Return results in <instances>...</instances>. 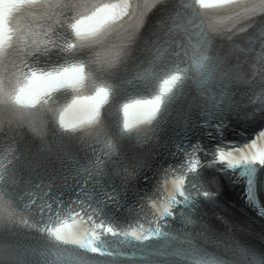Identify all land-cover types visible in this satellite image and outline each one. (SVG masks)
<instances>
[{
  "label": "snow or ice",
  "instance_id": "snow-or-ice-1",
  "mask_svg": "<svg viewBox=\"0 0 264 264\" xmlns=\"http://www.w3.org/2000/svg\"><path fill=\"white\" fill-rule=\"evenodd\" d=\"M154 6V0L143 6L134 0H22L5 12L0 102L35 107L46 117L38 134L45 125L53 134L38 154L17 148L0 163V222L12 231L71 240L95 264H178L170 245L178 238L173 225L203 226L204 211L218 206L222 178L242 186L247 204L264 218V99L230 113H197L181 93L172 95L178 66L157 79L154 92L134 90L126 64L124 76L117 75L125 46L106 38L117 10L131 15L142 8L146 15ZM191 6L201 13L226 11L227 38L239 32L250 45H264V0H191ZM145 75L155 78L137 74ZM42 81L53 87L38 91ZM240 123L244 132L233 127ZM140 128L151 133L155 147L138 163L130 165L123 153L104 169L64 163L66 142L78 143L76 152L87 160L98 145L111 149L109 141L122 144ZM29 255L0 245V264H27Z\"/></svg>",
  "mask_w": 264,
  "mask_h": 264
}]
</instances>
